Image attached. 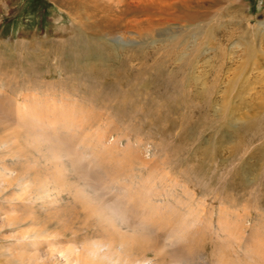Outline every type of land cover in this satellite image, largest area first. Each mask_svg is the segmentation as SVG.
I'll list each match as a JSON object with an SVG mask.
<instances>
[{"label":"rangeland","instance_id":"1","mask_svg":"<svg viewBox=\"0 0 264 264\" xmlns=\"http://www.w3.org/2000/svg\"><path fill=\"white\" fill-rule=\"evenodd\" d=\"M76 261L264 264V0H0V264Z\"/></svg>","mask_w":264,"mask_h":264},{"label":"bare ground","instance_id":"2","mask_svg":"<svg viewBox=\"0 0 264 264\" xmlns=\"http://www.w3.org/2000/svg\"><path fill=\"white\" fill-rule=\"evenodd\" d=\"M189 1H190V0H189ZM118 5H119V4H117V7H116L117 9L120 8ZM117 9H116V10H117ZM95 14H96V12H95ZM95 49H96V47L94 48V44L88 43L87 48H86V46H85V55H87V54H89V55H87V56H91L92 54L94 55V54H95V53H94V50H95ZM91 53H92V54H91ZM83 55H84V52H83ZM93 57H94V56H93ZM96 60H97V58H96ZM98 61H99V59H98ZM176 101H177V102H181L179 97L176 98ZM173 112H176V109H175V108L173 109ZM33 221H34V220H33ZM20 222H21V223H24V220H22V221H20ZM20 222H19V223H20ZM34 223L37 224V225H39V226H41V225H40L41 223H40L39 221H37V220H35V221H34L33 223H31V224H34ZM24 224H25V223H24ZM32 226H33V225H32ZM35 233H36V232H35ZM22 251H23V250H22ZM22 253H23V252H22ZM89 253H90V252H89ZM92 253L95 254V253H97V251H94V252H92ZM23 254H24V253H23ZM23 254H22V255H23ZM24 256H26V255H24ZM19 259H20V257H19ZM80 259H82V258H80ZM85 260H87V259H85ZM23 261H24V259L22 260V262H23ZM76 262H77V261H76ZM79 262H80V261H78L77 264H79ZM82 262H83V260H82Z\"/></svg>","mask_w":264,"mask_h":264}]
</instances>
